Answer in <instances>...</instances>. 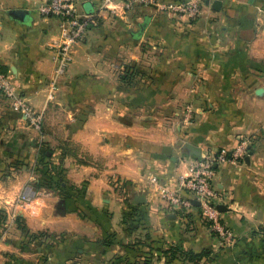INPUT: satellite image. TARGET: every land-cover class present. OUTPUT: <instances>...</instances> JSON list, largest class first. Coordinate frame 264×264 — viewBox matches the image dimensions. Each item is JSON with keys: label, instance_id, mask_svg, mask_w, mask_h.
Returning a JSON list of instances; mask_svg holds the SVG:
<instances>
[{"label": "crops", "instance_id": "0c3cea01", "mask_svg": "<svg viewBox=\"0 0 264 264\" xmlns=\"http://www.w3.org/2000/svg\"><path fill=\"white\" fill-rule=\"evenodd\" d=\"M43 1L0 0V69L44 118L36 130L0 96V264H141L151 257L154 264H178L169 249L218 248L198 206L186 212L170 207L150 179L175 189L194 159L227 154L241 139L263 136L264 27L257 17L264 15V0H217L218 10L212 2L191 21L147 6L123 17L99 13L101 23L74 48L54 103L45 92L58 20L39 15ZM100 3L80 0L86 13L97 12ZM17 10L22 16L12 14ZM154 46L160 53L142 86L116 91L100 70L109 53L142 67ZM88 68H96L91 77ZM187 100L191 125L150 120L173 115ZM61 103L66 116L57 120L52 104ZM263 142L248 164L214 169L213 184L225 195L221 221L235 237L214 264H264V177L256 183L252 174L257 165L264 169ZM64 143L76 148L77 158L61 157ZM185 144L199 148L200 156ZM40 149L50 151L44 171L54 183L62 174L61 187L44 185ZM26 186L35 195L20 204ZM139 193L146 204H131Z\"/></svg>", "mask_w": 264, "mask_h": 264}, {"label": "built area", "instance_id": "2783aa9c", "mask_svg": "<svg viewBox=\"0 0 264 264\" xmlns=\"http://www.w3.org/2000/svg\"><path fill=\"white\" fill-rule=\"evenodd\" d=\"M216 0H102L97 12L86 13L80 5V0H46L39 4L38 13L45 18L58 20V32L50 42L52 53V76L46 87V101L55 100L58 92L59 81L64 78L70 64L73 61L74 48L81 43L88 30L99 24L101 11L110 14H120L133 11L138 6L153 8L158 14H165L171 19H196L205 5H210ZM0 96L8 105L20 112L25 120L36 129L42 127L43 115L32 109L28 102L21 96L18 88L10 82L8 76L0 69ZM234 156H237L234 154ZM227 160L222 153L215 156L205 154L194 159L188 174L177 181L175 189L159 185L155 178L150 183L156 187L161 198L170 207L192 208L193 201L199 203V215L201 220L209 225L211 231L220 242L232 241V233L222 223L221 214L217 210L220 193L213 184L214 166L225 163ZM34 197V192L24 187L17 198L20 203H27Z\"/></svg>", "mask_w": 264, "mask_h": 264}, {"label": "rangeland", "instance_id": "374dc122", "mask_svg": "<svg viewBox=\"0 0 264 264\" xmlns=\"http://www.w3.org/2000/svg\"><path fill=\"white\" fill-rule=\"evenodd\" d=\"M261 10L264 12V10L262 8H261ZM100 13H101V15L104 14V15H107L110 17H112L114 15V14L113 15L110 14L107 11H101ZM99 22L101 23V18L99 19ZM257 23L259 26L264 27V15H261V17H257ZM154 47L155 48H152V47L150 48L146 59H144L145 62H141V61L139 62V64L143 67V69L137 63L132 64V63L124 62L122 60V57H120V56L117 59H115L113 57V55L109 53L111 59L109 58V61H107V63H105L104 66H100V70H101V72H103L104 76L112 77L113 81H115L114 87H115L116 91H120V92L127 91L128 92L129 90H132V88H134V85L138 84V82H139V85L142 86L144 84L143 81L146 80L145 78H147L148 73H151L150 71L152 70V67H153L152 63L155 62L156 58H157L156 54L160 53L158 46H154ZM116 54H118V53H116ZM121 54H123V52ZM142 63L145 66H143ZM148 64H149V66H146ZM127 65L133 66L135 68V71L133 73V79L129 83L121 81V78L125 76L124 75L125 72H124L123 67L127 66ZM95 69L96 68H91V69L88 68L86 70L87 73L85 75H87L89 77L93 76V74L91 72L94 71ZM89 70H92V71H89ZM98 74H99V72H98ZM66 75H67V73H66ZM66 75L64 76V78L61 79V81L62 80L64 81V79L67 77ZM47 83H48V81H47ZM47 83L45 82V85H47ZM59 88H60V82H59ZM188 101L189 100L181 101L180 103H178L177 107L174 109L175 112L173 113V115H170V114L167 115L166 113H163L164 115H158L157 117H152L150 120L153 122H159L160 121L162 123V125H169L172 127H174L177 124L179 128L182 125H184V126L191 125L195 121V115H194V112L192 110V104H191V102H188ZM51 103H54V101H52ZM52 105H53L52 110H53V112L56 113L53 117L57 118V120L58 119L62 120L64 118L62 115L66 116V114L63 111H59V108L61 106L63 107V104L61 103L60 106L57 104H52ZM42 121H44V118ZM42 124H43V122H42ZM261 141H264V134H263V136H256V138L241 139L237 143L236 147L234 149H232L229 153H227V154L222 153L227 160L225 163H222V164H224V165L229 164L233 167H238V166L242 167V166H244V163L248 164V160L251 159L254 155L261 154V152L259 150L258 151L256 150V148H258L259 146L262 145ZM263 144H264V142H263ZM234 154H236L237 156H234ZM262 155H263L262 157H264V154H262ZM260 166L262 167V165H257L258 168L256 167L255 171H253L254 173H252L253 178H254V182H256V183H257V181H259L260 177H262V178L264 177V175H263L264 169L260 168ZM246 171L252 172V170H250V169H246ZM117 188L118 187H116V189ZM30 189L33 191L32 188H30ZM21 192H22V190H21ZM21 192H20V194H21ZM19 195L17 196V198L19 197ZM224 196L222 195L220 197L221 200L218 201L219 204H222V202L225 201ZM18 203H20V202H18ZM20 204H22V203H20ZM189 209H191V208H187V209L182 208L180 210H183V212H186V210H189ZM0 211H2V210H0ZM203 223L206 224L207 227H209V225L207 223H205V222H203ZM138 224L140 225L139 222H138ZM232 236H233L232 241H230L229 243H223V242L219 241L221 244L218 246V248H215L214 250H212V249L211 250H203V251H206L208 253V256L205 259V261L203 262V264H214V262L217 261L216 254H218L219 252H221L223 250L233 248L235 246V237L233 234H232ZM158 257H159V255H157V258ZM153 258L152 257L150 258L149 264H154ZM176 261H178L177 262L178 264H188V263H185V261H181L180 258H178V260H176Z\"/></svg>", "mask_w": 264, "mask_h": 264}, {"label": "trees", "instance_id": "16d2710c", "mask_svg": "<svg viewBox=\"0 0 264 264\" xmlns=\"http://www.w3.org/2000/svg\"><path fill=\"white\" fill-rule=\"evenodd\" d=\"M123 69L125 72L124 73L125 76L121 78V81L127 82V83L131 82L133 79V73L135 71V68L133 66L127 65V66H124ZM59 150H60V154L62 158H65V157L77 158L76 148L68 143H64L61 147H59ZM49 152L50 151L48 149H40L39 156H40V163L42 166L44 165V163H42L43 161L49 160L51 158V156L49 155ZM78 164L85 165L87 163L81 160H78ZM44 167L45 166H43L39 172L41 176L44 177V180L46 179L47 181V183L46 184L44 183V185L49 186V184L54 183V180L49 170L44 171ZM61 177H62V174L57 175L56 178H58V180L55 181L54 183L56 187H61V179H60ZM38 186H40V182H38ZM20 228L21 230L25 231V227L20 226ZM166 253H168L169 256L171 257L170 258L171 262L174 260H178V258H180L181 261H185V263H190V264H203V262L208 256V253L206 251L194 253L192 251L182 250L181 248H171ZM148 263L149 262H143L141 264H148Z\"/></svg>", "mask_w": 264, "mask_h": 264}, {"label": "water", "instance_id": "95a60500", "mask_svg": "<svg viewBox=\"0 0 264 264\" xmlns=\"http://www.w3.org/2000/svg\"><path fill=\"white\" fill-rule=\"evenodd\" d=\"M221 5V2L220 1H214L212 3V6L215 10H218V8L220 7ZM12 14L15 16V17H20L22 16L23 12L22 11H14L12 12ZM183 149H186L190 155L194 156V157H199L200 156V149L199 148H196L190 144H185L183 146ZM216 166H214L215 168ZM131 204L133 205H144L146 204V195L145 193H139V194H136L134 195L133 199L130 201ZM193 205H199V203L197 201H193ZM217 210L219 213H223L224 211H226V208L223 206V205H217Z\"/></svg>", "mask_w": 264, "mask_h": 264}]
</instances>
